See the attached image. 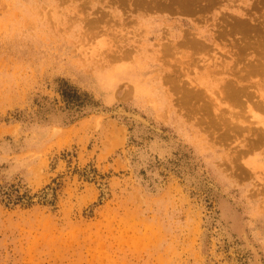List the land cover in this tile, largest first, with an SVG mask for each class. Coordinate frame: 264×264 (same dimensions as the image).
Returning <instances> with one entry per match:
<instances>
[{"label": "rangeland", "instance_id": "374dc122", "mask_svg": "<svg viewBox=\"0 0 264 264\" xmlns=\"http://www.w3.org/2000/svg\"><path fill=\"white\" fill-rule=\"evenodd\" d=\"M0 264H264V0H0Z\"/></svg>", "mask_w": 264, "mask_h": 264}, {"label": "bare ground", "instance_id": "6f19581e", "mask_svg": "<svg viewBox=\"0 0 264 264\" xmlns=\"http://www.w3.org/2000/svg\"><path fill=\"white\" fill-rule=\"evenodd\" d=\"M238 23V22H237ZM241 25V24H240Z\"/></svg>", "mask_w": 264, "mask_h": 264}]
</instances>
